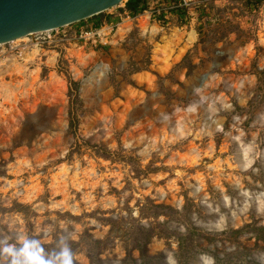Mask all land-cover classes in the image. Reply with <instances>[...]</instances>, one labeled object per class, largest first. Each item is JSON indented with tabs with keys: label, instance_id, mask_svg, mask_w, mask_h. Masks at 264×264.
Listing matches in <instances>:
<instances>
[{
	"label": "rangeland",
	"instance_id": "374dc122",
	"mask_svg": "<svg viewBox=\"0 0 264 264\" xmlns=\"http://www.w3.org/2000/svg\"><path fill=\"white\" fill-rule=\"evenodd\" d=\"M245 1L123 2L33 60L34 39L0 46V240L71 234L75 264H264V5Z\"/></svg>",
	"mask_w": 264,
	"mask_h": 264
},
{
	"label": "water",
	"instance_id": "95a60500",
	"mask_svg": "<svg viewBox=\"0 0 264 264\" xmlns=\"http://www.w3.org/2000/svg\"><path fill=\"white\" fill-rule=\"evenodd\" d=\"M123 2L127 0H0V46L84 22Z\"/></svg>",
	"mask_w": 264,
	"mask_h": 264
},
{
	"label": "clouds",
	"instance_id": "9594fccd",
	"mask_svg": "<svg viewBox=\"0 0 264 264\" xmlns=\"http://www.w3.org/2000/svg\"><path fill=\"white\" fill-rule=\"evenodd\" d=\"M69 234L60 236L56 249L46 251L40 239L27 235L19 236L14 243L0 240V264H75ZM206 264L211 260L205 258Z\"/></svg>",
	"mask_w": 264,
	"mask_h": 264
},
{
	"label": "trees",
	"instance_id": "16d2710c",
	"mask_svg": "<svg viewBox=\"0 0 264 264\" xmlns=\"http://www.w3.org/2000/svg\"><path fill=\"white\" fill-rule=\"evenodd\" d=\"M162 2H165L167 4H170L171 2L176 3L175 5H178V0H160ZM245 6L251 9H258L260 6L264 5V0H246L244 2ZM148 3L147 0H127V2L124 5V11L129 14L131 18L136 17L137 15L144 13L147 10ZM175 11L181 12L184 14L186 12L185 7H176L174 8ZM163 18V15L160 17ZM92 19L96 20V23L94 24V28L98 29L102 23L103 20L105 22H109L111 17H104L103 14L93 17ZM68 99H69V109H68V132L71 135H74L77 126H78V120H77V111L80 108V100L78 98V91H79V85L76 82L69 81L68 82ZM109 156V153H108ZM107 159L108 157H103ZM259 232H264V228L259 229ZM151 236L147 235L145 241L143 243L137 244V250L140 253L141 257L145 256L147 245L149 242V239ZM179 247L181 249V243L179 244Z\"/></svg>",
	"mask_w": 264,
	"mask_h": 264
},
{
	"label": "bare ground",
	"instance_id": "6f19581e",
	"mask_svg": "<svg viewBox=\"0 0 264 264\" xmlns=\"http://www.w3.org/2000/svg\"><path fill=\"white\" fill-rule=\"evenodd\" d=\"M120 6H123V4H121ZM128 25H129L128 22H127V21H124L121 25H119V28H118V30H117V33L120 34V33L126 32V30L129 28ZM146 25H147V23H146ZM146 25H145V27H144L145 30H147V29H146ZM147 26H148V25H147ZM104 30H105L104 28L101 29L99 33H100V34H104ZM159 31H160L159 28L156 27V26H154V27L151 28L150 33L153 34V35H155V34H157ZM105 35H106V34H105ZM174 37H175V35H174ZM180 39H181V38H179V44L181 43V42H180ZM20 41H26V39H25V40H20ZM20 41H19V40H16L14 43H18V42H20ZM194 41H195V34H194V32H190V33L188 34V38H187V40H186V46L191 45L192 43H194ZM33 46H34L33 51L30 52L28 55H26V58H27V57H30L31 60H33L32 58H33V57L37 54V52H38L37 45H36V44H33ZM159 49H160V48H159ZM161 52H162V51H161ZM158 53H159V51H158ZM159 55H160V53H159ZM14 59H15V58H14ZM14 59H12V60H13V63L15 62ZM27 59H28V58H27ZM10 60H11V58H10ZM12 60H11V61H12ZM16 60H17V59H16ZM167 60H168V59H167ZM155 61H156L155 63H156V65H157V67H159V69H161L162 71L166 70V69L169 67V64H170L169 61H166V62H163V63L159 62V57H158L157 54H155ZM160 61H161V60H160ZM29 62H30V61H29ZM48 63H49L51 66H53L54 63H55V56H53V57L49 60ZM21 71H22V75H24V74L28 71V69H27L25 66H23V67L21 68ZM38 73H39V70L36 69V70L30 72V75H29V76H30V78L34 76V78L37 79V75H38ZM146 77H147V76H146ZM146 77H145V78H146ZM28 78H29V77H28ZM145 78H143L142 76L137 77V79H138L139 82L145 81Z\"/></svg>",
	"mask_w": 264,
	"mask_h": 264
},
{
	"label": "built area",
	"instance_id": "2783aa9c",
	"mask_svg": "<svg viewBox=\"0 0 264 264\" xmlns=\"http://www.w3.org/2000/svg\"><path fill=\"white\" fill-rule=\"evenodd\" d=\"M191 1L192 0H178V5H175L176 3H170L169 6H170V8H176V7L187 8ZM99 32H100V30L99 31L94 30V32H91L90 35L93 37L96 35L99 36ZM50 33H52V32L42 33V34H34V35L28 36V38L34 39V41L37 42L36 45H39V44H41L40 43L41 40L45 41L46 37L50 38V36H45L46 34H50Z\"/></svg>",
	"mask_w": 264,
	"mask_h": 264
}]
</instances>
